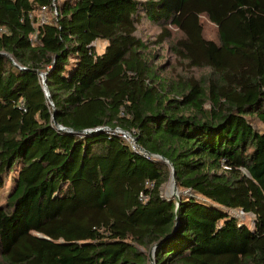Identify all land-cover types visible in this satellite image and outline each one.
I'll use <instances>...</instances> for the list:
<instances>
[{"label": "trees", "instance_id": "1", "mask_svg": "<svg viewBox=\"0 0 264 264\" xmlns=\"http://www.w3.org/2000/svg\"><path fill=\"white\" fill-rule=\"evenodd\" d=\"M144 21L208 74L165 77ZM0 28V264H264V0H0Z\"/></svg>", "mask_w": 264, "mask_h": 264}, {"label": "rangeland", "instance_id": "2", "mask_svg": "<svg viewBox=\"0 0 264 264\" xmlns=\"http://www.w3.org/2000/svg\"><path fill=\"white\" fill-rule=\"evenodd\" d=\"M44 16L47 18L46 14H44ZM201 23H202L203 30H204V38H206L207 40L219 42V34H218L217 27L214 24H212L206 16L201 17ZM170 30L173 35L172 39L166 41L164 44L160 46L159 36L161 32L163 31V29H161L159 26L151 24L148 21L142 22V24L139 27L138 35L148 44L149 53L151 54L150 57L151 59H154V61L151 60L152 62H154V66L155 65H165L163 75L165 77H168V79L173 80L175 82H179V81L181 82L183 78H186L188 76H196V77L206 76L208 74L207 70L205 69L189 70L187 64L184 61L176 58V56L172 54L169 48L180 37V33L173 27H171ZM106 45L107 43L97 42L96 48H97L98 53L102 54L105 50ZM254 127L260 132H264V125L261 124L260 122L255 121ZM170 183H171L170 181L167 182L161 188L162 196L166 199H169L175 196V194L171 195L169 192ZM10 188H11V183L7 182V185L2 194L1 204H4V202L6 201ZM230 213L234 217L238 218V220L242 224H246L250 228H253L254 216L252 214L243 213L241 210H233V211H230Z\"/></svg>", "mask_w": 264, "mask_h": 264}, {"label": "built area", "instance_id": "3", "mask_svg": "<svg viewBox=\"0 0 264 264\" xmlns=\"http://www.w3.org/2000/svg\"><path fill=\"white\" fill-rule=\"evenodd\" d=\"M43 22H45V18L43 19ZM2 33H5V32L3 31L2 28H0V34H2ZM13 63H14L15 65H17L16 62L13 61ZM115 133L119 134V135L122 137V139H124L125 141H127V142L131 145V147H132V149H133L134 151L142 152L139 148H137V146H136V141H135L133 135H132L130 132H126V131H123V130H121V129H116V130H115ZM142 153H143V152H142ZM144 154H145V153H144ZM145 155H146V154H145ZM242 212H243V211H242Z\"/></svg>", "mask_w": 264, "mask_h": 264}, {"label": "water", "instance_id": "4", "mask_svg": "<svg viewBox=\"0 0 264 264\" xmlns=\"http://www.w3.org/2000/svg\"><path fill=\"white\" fill-rule=\"evenodd\" d=\"M43 84H44V90H45V93H46V96L47 97H50V95H49V90H48V87H47V85H46V79H45V76H43ZM143 153H145L146 155H149L147 152H145L144 150H141ZM171 167L173 168V166L171 165ZM171 179L173 180V182H174V185H175V189H176V191H178V188H177V184H176V182H175V173H174V171L172 172V177H171ZM172 198H176V200H177V205L179 206V204H180V196H179V194L178 193H176V195L175 196H173ZM155 250H156V247L152 250V259H153V257H154V255H155ZM153 264H155L154 262H153Z\"/></svg>", "mask_w": 264, "mask_h": 264}, {"label": "bare ground", "instance_id": "5", "mask_svg": "<svg viewBox=\"0 0 264 264\" xmlns=\"http://www.w3.org/2000/svg\"><path fill=\"white\" fill-rule=\"evenodd\" d=\"M170 185H169V192H170V194L171 195H176V193H178V191H176V189H175V185H174V182H173V180L171 179L170 180ZM179 194V193H178Z\"/></svg>", "mask_w": 264, "mask_h": 264}]
</instances>
